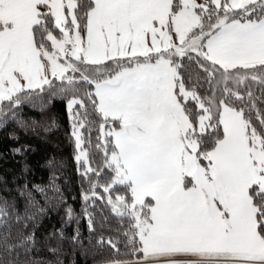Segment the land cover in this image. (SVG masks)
Segmentation results:
<instances>
[{
    "label": "snow or ice",
    "instance_id": "1",
    "mask_svg": "<svg viewBox=\"0 0 264 264\" xmlns=\"http://www.w3.org/2000/svg\"><path fill=\"white\" fill-rule=\"evenodd\" d=\"M105 61L116 68L96 78L80 67ZM69 72L94 91L79 98ZM54 79L72 94L76 159L89 165L83 174L111 169L107 203L134 222V252L199 258L186 264H264V116L257 112L258 131L232 104L244 99L239 85L264 84V0H0V115L14 118L45 86L55 96ZM204 84L210 94L202 96ZM86 100L103 119L104 143L95 145L104 150L101 170L90 166L80 131L89 123ZM115 185L125 195L113 198ZM11 228L5 201L0 264H18V249L35 244L34 234L14 243Z\"/></svg>",
    "mask_w": 264,
    "mask_h": 264
},
{
    "label": "trees",
    "instance_id": "2",
    "mask_svg": "<svg viewBox=\"0 0 264 264\" xmlns=\"http://www.w3.org/2000/svg\"><path fill=\"white\" fill-rule=\"evenodd\" d=\"M203 2L204 0H197V3ZM54 35L59 38V30H55ZM190 55L195 57L196 53ZM184 63L191 71H198L194 63L187 59ZM80 67L90 77L96 78L114 70L116 64L105 61L100 66L81 64ZM97 67L101 68L102 73L96 72ZM243 71L241 69V73ZM68 75L76 76L79 98H84L86 91H94V84L81 82L79 73L69 72ZM205 75L200 71V76ZM53 84L57 91L55 96H50L52 90L45 86V92L38 95L34 93L31 99L23 101L13 110L16 112L14 118L7 111L6 116L0 115V207H4V202L7 201L14 243L29 234H34L35 237V244L30 251L25 253L23 248L18 249V264H109L113 260L140 261L142 252L133 251L140 247L138 237L135 244L129 242L134 222L128 216L115 215L107 203L110 193L104 191V185L111 169L101 171L100 177L94 173L83 174L84 168L89 165L77 161L75 156L77 148L72 134L73 119L67 109L72 94L59 92L62 81L54 79ZM230 86L235 87L233 84ZM238 87L244 99H233L232 104L245 108L246 117L252 120L259 131L261 125L257 112L264 116V84L248 80ZM207 89V84H204L197 91L202 96L209 95L210 90ZM247 91L252 92V101H249ZM85 102L88 104L89 123L80 131L86 139L84 147L89 153L90 166L101 170L104 167V150L95 145L104 143L99 128L103 119L92 110L87 100ZM76 107L83 118L84 109ZM110 127L111 122L105 125V130ZM111 149L112 145L109 143V155ZM93 184H96L95 188ZM113 189V198L117 194L125 195L123 186L115 185ZM86 195L89 197L87 200L84 199ZM126 195L130 196V193ZM69 209L71 217L68 215ZM77 235L78 239L74 240L73 237ZM108 240H112L116 247H111ZM52 249L55 251H51ZM11 259L12 257H5L6 261Z\"/></svg>",
    "mask_w": 264,
    "mask_h": 264
},
{
    "label": "crops",
    "instance_id": "3",
    "mask_svg": "<svg viewBox=\"0 0 264 264\" xmlns=\"http://www.w3.org/2000/svg\"><path fill=\"white\" fill-rule=\"evenodd\" d=\"M169 259L180 261V262H185V264L187 261L199 260L198 257L186 256V255H177V256H174L171 258H168V257H158V258L149 257V258L145 259L143 256V253H142V258L137 264H167V261Z\"/></svg>",
    "mask_w": 264,
    "mask_h": 264
},
{
    "label": "rangeland",
    "instance_id": "4",
    "mask_svg": "<svg viewBox=\"0 0 264 264\" xmlns=\"http://www.w3.org/2000/svg\"><path fill=\"white\" fill-rule=\"evenodd\" d=\"M67 109H68V103H67ZM69 110V109H68ZM77 148V147H76ZM78 152H79V149H77V152H76V155L75 156H77V154H78ZM141 260V259H140ZM132 262H135V261H131V262H128V263H132ZM136 262H139V261H136Z\"/></svg>",
    "mask_w": 264,
    "mask_h": 264
},
{
    "label": "built area",
    "instance_id": "5",
    "mask_svg": "<svg viewBox=\"0 0 264 264\" xmlns=\"http://www.w3.org/2000/svg\"><path fill=\"white\" fill-rule=\"evenodd\" d=\"M135 262H133V263H128V264H134Z\"/></svg>",
    "mask_w": 264,
    "mask_h": 264
}]
</instances>
